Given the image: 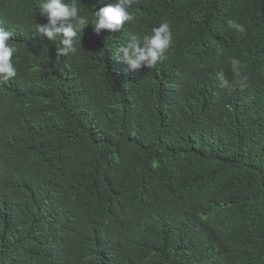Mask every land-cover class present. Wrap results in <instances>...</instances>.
Returning <instances> with one entry per match:
<instances>
[{"label":"trees","instance_id":"1","mask_svg":"<svg viewBox=\"0 0 264 264\" xmlns=\"http://www.w3.org/2000/svg\"><path fill=\"white\" fill-rule=\"evenodd\" d=\"M37 3L0 0L17 48L0 81V264H264V0H137L119 32L89 15L66 57L35 34ZM162 22L155 68L116 58Z\"/></svg>","mask_w":264,"mask_h":264},{"label":"clouds","instance_id":"2","mask_svg":"<svg viewBox=\"0 0 264 264\" xmlns=\"http://www.w3.org/2000/svg\"><path fill=\"white\" fill-rule=\"evenodd\" d=\"M105 6L96 11L83 13L79 0H38L39 15L46 19V23H34L33 30L41 39L55 45L56 54L62 57L77 53L81 49L82 29L89 23L88 16L94 30L99 33L106 30L109 33L119 32L122 26L135 21V15L129 9L137 0H99ZM228 27L238 34L246 32L244 25L235 20L228 21ZM14 33L0 24V81L7 82L17 76V69L13 64V55L17 48L11 43ZM173 43L170 25L162 22L158 27L151 29L150 34L133 35L126 45L116 50V58L125 62L130 69L139 70L142 66L147 69L155 68L158 62L165 58ZM232 70L240 75V62L231 61ZM247 80V76L242 77Z\"/></svg>","mask_w":264,"mask_h":264}]
</instances>
